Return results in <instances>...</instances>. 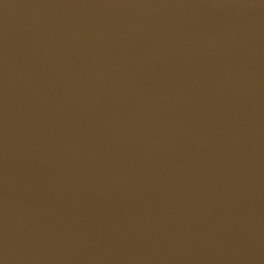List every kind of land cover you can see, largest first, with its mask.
<instances>
[{
	"label": "water",
	"instance_id": "95a60500",
	"mask_svg": "<svg viewBox=\"0 0 264 264\" xmlns=\"http://www.w3.org/2000/svg\"><path fill=\"white\" fill-rule=\"evenodd\" d=\"M0 264H264V0H0Z\"/></svg>",
	"mask_w": 264,
	"mask_h": 264
}]
</instances>
